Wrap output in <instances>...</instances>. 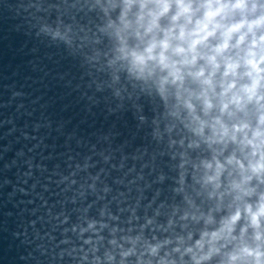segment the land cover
Returning a JSON list of instances; mask_svg holds the SVG:
<instances>
[{
  "label": "water",
  "instance_id": "water-1",
  "mask_svg": "<svg viewBox=\"0 0 264 264\" xmlns=\"http://www.w3.org/2000/svg\"><path fill=\"white\" fill-rule=\"evenodd\" d=\"M95 3L0 0V264H92L180 203L162 105L113 84Z\"/></svg>",
  "mask_w": 264,
  "mask_h": 264
},
{
  "label": "clouds",
  "instance_id": "clouds-1",
  "mask_svg": "<svg viewBox=\"0 0 264 264\" xmlns=\"http://www.w3.org/2000/svg\"><path fill=\"white\" fill-rule=\"evenodd\" d=\"M94 7L113 84L123 77L162 105L180 203L165 223L157 211L113 235L102 255L94 246L92 264H264V0Z\"/></svg>",
  "mask_w": 264,
  "mask_h": 264
}]
</instances>
